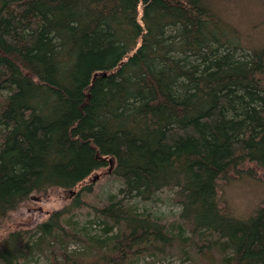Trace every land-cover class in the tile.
I'll return each instance as SVG.
<instances>
[{
  "label": "trees",
  "instance_id": "16d2710c",
  "mask_svg": "<svg viewBox=\"0 0 264 264\" xmlns=\"http://www.w3.org/2000/svg\"><path fill=\"white\" fill-rule=\"evenodd\" d=\"M107 167L121 187L91 206L102 227L87 252L69 250L87 229L66 227ZM254 173L264 175V47L212 0H0V219L33 195L73 196L9 233L0 264L44 246L49 264H135L176 248L264 264V202L244 217L222 200ZM164 190L176 226L128 204Z\"/></svg>",
  "mask_w": 264,
  "mask_h": 264
},
{
  "label": "rangeland",
  "instance_id": "374dc122",
  "mask_svg": "<svg viewBox=\"0 0 264 264\" xmlns=\"http://www.w3.org/2000/svg\"><path fill=\"white\" fill-rule=\"evenodd\" d=\"M215 10L220 12L228 24L242 32L247 38L251 36L258 45L264 47V0H212ZM251 41V40H250ZM109 168L102 169L96 180L92 183V192L85 197L88 200L89 207L74 211L72 221L67 225L69 231L80 232L81 229H87L83 236L84 241L78 243L73 240L68 245L69 250L78 252H87L85 239L94 234H98V223H92L95 216L90 210L93 205H103L107 203L108 196L117 194L121 183L108 172ZM264 175L254 173L232 182L224 188L223 201L225 205L234 213L244 217L253 213L264 202ZM80 190V189H79ZM73 196L62 189L51 190L46 194L33 195L23 207L0 219V247L6 236L18 230H33L38 224L47 221L50 216L63 208L67 207ZM128 204L133 206L138 213L143 211L150 212L157 216L163 215L162 222L166 225H177V215L180 212V206L172 199V194L168 190L161 191L152 201L143 202L139 199H132ZM76 222V224H75ZM72 227L75 229L73 230ZM90 227V229H89ZM177 232V231H176ZM190 232H187L189 235ZM44 251L34 252L26 261H20L18 264H49L50 250L44 246ZM190 252V248H187ZM216 254V253H215ZM214 255V254H212ZM50 257V258H49ZM217 254V258H218ZM210 258H198L194 252L182 255L178 253V248L164 255H146L135 264H208Z\"/></svg>",
  "mask_w": 264,
  "mask_h": 264
}]
</instances>
